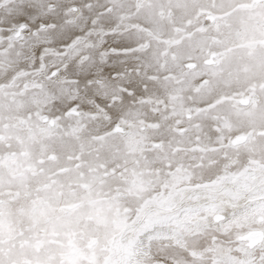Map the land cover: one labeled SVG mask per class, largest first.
Returning <instances> with one entry per match:
<instances>
[{"label":"bare ground","instance_id":"6f19581e","mask_svg":"<svg viewBox=\"0 0 264 264\" xmlns=\"http://www.w3.org/2000/svg\"><path fill=\"white\" fill-rule=\"evenodd\" d=\"M49 2L54 8L52 11L46 9ZM161 2L168 3L169 0ZM170 2L173 7L164 9L162 24L149 36L152 51L145 55L122 50L132 47L139 36L148 35L145 32L148 28L146 19L151 15V5L156 0H25V15L19 21L15 13L10 14L9 11L15 8L18 0H7L0 5V47L6 44L5 40L10 42L9 47L0 50V133L1 139L9 138L11 147L5 149L1 140L0 158L8 161L12 149L16 152L25 149V157L20 159L16 155L17 162L21 166L37 168L36 159L49 151L55 153L53 163L44 164V174L36 178L22 171L20 178L10 179L17 170L16 166L5 171L0 163V190H17L21 182L30 187L39 186L57 167L66 166L59 169L58 173L64 175L55 179L57 184L64 188L68 182L76 185L72 192L67 189L57 195L59 207L79 204L89 195L107 200L119 193L117 206L121 210L128 209L131 215L139 205L135 193L125 191L129 179L149 183L155 193L168 191L164 187L165 182L174 183L183 192L177 193L174 219L157 223L154 227V235L160 238L151 242V264H173L176 255L184 259L185 264H211L212 259L240 256L239 252L233 251L229 257L228 248L235 247L229 241L238 244L237 237L246 231H264V224L259 222V213L264 209L248 207L253 196H264L261 191L264 189V154L260 151V146H264V113L254 119L252 112L248 111L249 108H264V80L242 75L230 82L204 86L193 93L192 88L198 81L178 83L181 78L173 57L182 56L181 62L189 63L187 53L197 39L211 33L209 26L214 18L227 13L236 21L247 19L253 15L254 0ZM75 3H84V8L79 11ZM69 4V13L78 12L72 21H67L69 18L65 11ZM98 11L101 15L94 18ZM167 13L169 18H166ZM197 14H201L199 19ZM254 14L259 16L260 12ZM45 23L50 27L40 33L38 28ZM172 25L186 32L180 37V44L169 48L165 41L170 42ZM34 28L37 33L32 37L28 32ZM192 28L196 31L191 32ZM157 50L161 54L158 62L154 58ZM59 51L64 53L61 56L54 54ZM58 65H63L61 71L56 68ZM38 67L40 69L36 70ZM33 70L38 74V84L35 81V88L31 87L25 95L17 97L13 93L18 88L24 86L22 92H25L29 86L21 84L25 78L20 80L18 74ZM44 73L48 78L56 77L44 80ZM167 75L169 77L163 80L162 76ZM244 91L248 96L235 97ZM110 99L112 103L108 104ZM141 100L148 102L141 103ZM72 104L81 112H93V117L75 108L67 109L66 114L76 117H62L63 110ZM190 110L194 116L184 113ZM19 114L25 115V126L34 122L33 131L11 128L12 120ZM182 114H186V118L191 116L190 121L195 118L197 126L186 128L178 137L172 126L184 124ZM36 116L41 124L35 120ZM53 116L56 118H50ZM5 119L7 124L4 123L3 127ZM116 120L148 124L143 139L147 142L149 139L160 140L163 147L151 153L145 152L137 141L135 130L114 124ZM79 124L84 129H72ZM153 124L156 128L151 129ZM37 127L43 130L37 131ZM108 128L111 135L105 137L104 132ZM237 132H241L238 135L243 139L233 141L237 134L229 135ZM114 133L129 134V137L121 138ZM19 136L20 143L16 142ZM93 138L98 141L93 143ZM226 138V148H213L222 145ZM250 140L258 145L256 149H251ZM193 143L195 148L187 150ZM127 146L130 147L128 153L125 152ZM171 148L176 150L170 152ZM84 152L88 153L87 156H83ZM74 153H78L83 163L78 169H72L71 163L66 161L67 156ZM112 165L114 173L111 169L103 175L99 170L100 166L109 169ZM79 173H82V178H79ZM124 175L128 178L123 179ZM81 182H86L81 184L85 191L79 190L77 184ZM130 200L135 202L134 206L129 204ZM17 201L24 208L28 206L23 199ZM112 211L109 206V214ZM13 212L6 216L9 225L15 222ZM19 212L20 221L23 219L29 224L30 220L22 214V208ZM144 212L154 217L157 215L155 205L151 204L144 206ZM132 219H135L134 215L127 224H131ZM229 220L233 223L229 224ZM177 221L182 225L179 228ZM146 236H137L129 227L121 225L113 239L110 232L106 233L101 228L98 239L94 238L97 256L102 259L107 253L116 261L127 259L133 250L123 245L137 239L147 245ZM247 236L256 239L254 234ZM213 238L218 247L210 256L205 249ZM2 249L5 250L4 247ZM31 252L29 243L21 242L19 249L10 250L6 256L25 259Z\"/></svg>","mask_w":264,"mask_h":264},{"label":"snow or ice","instance_id":"6c2138e0","mask_svg":"<svg viewBox=\"0 0 264 264\" xmlns=\"http://www.w3.org/2000/svg\"><path fill=\"white\" fill-rule=\"evenodd\" d=\"M171 7L173 5L170 0L168 3L156 0V3L151 5V15L146 19L148 28L145 32L148 35L139 36L132 47L122 51L149 54L153 47L149 36L162 24L164 9ZM25 8V0H18L15 8L9 11L10 14L14 12L19 21V18L25 15ZM257 11L260 12L259 16L254 14ZM252 12L253 15L240 21L232 19L227 13L214 18L209 26L211 33L197 39L187 53L189 63H182V56H174L181 78L178 83L198 81L199 91L204 86L230 82L241 78L242 75L264 80V0H254ZM160 56L157 50L154 57L157 62ZM248 111L252 112L255 119L264 113V108H249ZM249 143L251 149L258 147L251 140ZM260 151L264 154V146H260ZM40 171H44L42 167ZM164 187L168 189L167 192L155 193L149 183L142 180L138 182L136 178L129 179L125 191L135 193L139 207L131 214L135 219L131 220V224H127L131 215L128 209L121 210L117 206L119 193L107 200L89 195L79 204H70L65 208L59 207L56 199L57 195L64 191V186L57 184L55 179L45 177L39 186L31 187L21 182L15 195L28 203V206L22 209V214L29 218L30 224L19 232V236L29 243L32 252L25 259H14L3 254L0 249V264H151V242L160 238L154 235V227L157 223L174 219L176 196L178 192H183V189H177L174 183L165 182ZM261 191L264 192V189ZM2 197L3 193L0 192V229L5 221V199ZM149 204L156 207L155 217L144 212V206ZM109 206L113 208L111 214ZM254 206L264 209V196H253L248 207L251 209ZM259 215V222L264 224V211ZM228 223L233 221L229 220ZM121 225L129 227L137 236L147 234V245L138 239L132 240L123 245L133 250L127 259L116 261L107 253L102 259L99 258L94 237L98 239L103 228L106 233L110 232L114 239ZM181 226L177 221V228ZM237 239L238 244L236 241H229L235 247H229L228 254L231 257V253L236 251L240 253L239 257L212 259L211 264H264V231H261L256 239H249L246 235H239ZM217 247V241L213 238L205 252L210 256L214 255ZM145 248L146 251L143 250ZM173 264H185V261L176 255L173 257Z\"/></svg>","mask_w":264,"mask_h":264},{"label":"rangeland","instance_id":"374dc122","mask_svg":"<svg viewBox=\"0 0 264 264\" xmlns=\"http://www.w3.org/2000/svg\"><path fill=\"white\" fill-rule=\"evenodd\" d=\"M50 3V2H49ZM5 4V2H4V0L3 1H1L0 2V5H4ZM76 5H77V7L79 8V11L80 10H82L83 8H84V3L82 4V3H75ZM48 6H51V7H48ZM48 6H47V10H49V11H52L54 8H52V4L50 3V4H48ZM69 6H70V4L69 5H67L66 6V8H65V11H66V14L68 15V18L69 19H67V21H72L71 19H74V17H76L75 16V14L76 13H78L77 11H70V13L68 12V9H69ZM70 10V9H69ZM100 11V10H99ZM98 11V12H99ZM97 12V14L96 15H94V18H96L97 17V15H101V13L99 12L98 13ZM207 12H209V11H207ZM198 15V14H197ZM196 15V16H197ZM200 16H201V14H200ZM199 15H198V17H197V19H199V17H200ZM93 18V19H94ZM166 18H169V13H167L166 14ZM26 21V20H25ZM194 21V20H193ZM188 22V26L190 25V22L189 21H187ZM93 22H90V24H92ZM206 23V22H205ZM209 24H211V23H209ZM11 24H9L7 27H9ZM42 26H44V27H42ZM50 26H48L47 25V23H45V24H42V25H40V28H38L39 29V31H40V33L41 32H43V31H46L48 28H49ZM171 31H172V33H173V35H172V37L171 38H169V40H170V42H168V41H165L166 42V44H165V46L167 45L169 48H172L173 46H175V45H177V44H180L181 42H182V39L180 38V37H182V36H185V34H183V32L185 33L186 31H183V29L181 30V28L180 29H176V26L175 25H172L171 27ZM42 29V30H41ZM5 30H6V28H5ZM33 31H30V32H28V34L30 35V36H34L37 32L35 31L36 29L34 28V29H32ZM193 31H196V29H194V28H192V31L191 32H193ZM212 31V30H211ZM6 38V37H5ZM7 39H8V36H7ZM21 40V39H20ZM6 41V44L5 45H3V46H1L0 47V50H2V49H5L6 47H9L8 45L10 44V42H9V39H8V42H7V40H5ZM14 41H17V40H14ZM172 41H176L177 43H175V44H173V43H171ZM9 43V44H8ZM86 49H87V47H86ZM52 53H54V52H52ZM64 52H58V53H54L55 55H57V56H61V54H63ZM44 55H45V53H44ZM47 55H51V54H46V56ZM169 55V54H168ZM167 55V56H168ZM45 56V57H46ZM38 58H40V57H38ZM189 62V61H188ZM62 66L63 65H58V66H56V68H58V69H60V71H61V69H62ZM40 69V67H38L36 70H39ZM35 70H33V71H24L23 73L21 72V73H19L18 74V76H17V78H20V80L24 77L25 78V80L21 83L22 85L24 84H29V86H26V91L25 92H22L23 90H22V87H24V86H22L21 88H18V90H17V92H14L13 94H17L18 96L17 97H22L23 95H25L26 93H27V91H29V90H31L32 88H35L36 86H34V83H35V81H36V83L38 84V80H37V75L38 74H36L35 72H34ZM22 74V75H21ZM58 75V74H57ZM43 79L44 80H48V79H51V78H55L56 76H53V77H50V78H48L47 76H46V73H44L43 74ZM169 77V75H167V76H162V79L163 80H165V78H168ZM46 78H48V79H46ZM35 79V80H34ZM30 80V81H29ZM31 80H33V82L31 81ZM150 80V79H149ZM4 82V81H3ZM28 82V83H27ZM31 83V84H30ZM198 84H199V82H197L196 84H195V87H193L192 88V92L193 93H195V92H197V86H198ZM10 85V82H8L7 83V86H9ZM21 86V85H20ZM1 87V86H0ZM32 87V88H31ZM123 90V89H122ZM18 92L20 93V94H18ZM121 93H126V95L128 94H130L129 92H127V91H122ZM246 94H248V92H243V94H239V95H237V96H235L236 98H239V97H241V96H248V95H246ZM142 102L141 103H147L148 101L147 100H141ZM158 101V100H157ZM160 101V100H159ZM114 102H117V100L116 101H113V103ZM110 103H112V100L110 99V101L108 102V104H110ZM161 106H162V103H159ZM237 104V103H236ZM238 105V104H237ZM239 106V105H238ZM202 107L203 106H201L200 108H199V110L200 109H202ZM239 107H242V106H239ZM69 108H75V109H77V110H79L80 112H81V110H80V108H76V105L75 104H72V105H70L69 107H67L66 109H64L63 110V113H62V117H64V118H66V117H68V116H72V117H76V116H73V115H67L66 114V110L67 109H69ZM83 113H84V115H87L88 117H93V112H84V111H82ZM81 112V113H82ZM185 112H187V113H191L193 116H194V112L192 111L191 112V110L190 111H184V113ZM197 112V111H196ZM197 113H199V112H197ZM83 115V116H84ZM186 114H182V121L184 122V124H181L179 127L177 126V125H173L172 126V130H173V132L178 136V137H180L181 135H182V133L183 132H185V130H186V128H194V127H196L197 126V121H195V118L192 120V121H190V118H191V116L189 117V118H186V116H185ZM195 115H196V113H195ZM40 116V115H39ZM17 118L16 119H14V120H12V123H11V128H13V129H18V130H20V131H33L32 130V127H34L35 128V124H34V122L32 123V125H27V126H25V122H26V120H25V115H23V114H19V115H17L16 116ZM34 117V116H33ZM35 118V117H34ZM50 118H56V116H53V117H50ZM38 123H40L41 124V122L38 120V116H36V119H35ZM7 120L5 119L3 122H2V126L4 127V125L5 124H7V122H6ZM5 123V124H4ZM18 123V125H16ZM190 123V126H188V124ZM13 124V125H12ZM43 124H46V123H43ZM114 124H123L126 128H128V130H132V129H134L135 130V132L138 134V137H137V141L142 145V148L141 149H143L145 152H147V153H151V152H153V151H158V150H160L162 147H163V143H161L160 142V140H151V139H149L150 141H145V139H143V133L148 129V128H146L147 126H148V124H143V123H138V122H133V123H131L130 121L129 122H125V123H123L122 121H120V120H116L115 122H114ZM14 125H16V126H14ZM196 125V126H195ZM23 126H25V127H23ZM46 126V125H45ZM18 127V128H17ZM143 127H144V129H143ZM24 128V129H23ZM55 128V127H54ZM54 128H50V129H54ZM110 128V127H109ZM107 129L104 133H105V137H110L109 135H111V133H110V129ZM153 128H156V124L154 125H152V128L151 129H153ZM5 129V128H4ZM29 129H31V130H29ZM37 129V131H41V130H43L42 129V127H37L36 128ZM49 129V130H50ZM58 129V128H57ZM72 129H84V126H82L81 124H79V125H77V126H74ZM262 129H264V128H262ZM48 130V131H49ZM179 130H180V132H179ZM248 130H250V129H248ZM256 130H259V129H256ZM55 131L56 130H54V133H55ZM238 133H241V132H237V133H233V134H231V135H229V136H233V135H235V134H237L238 135ZM114 134H116V135H119V137H121V138H127V137H129V134H119V133H114ZM1 133H0V142H1V140H3V139H1ZM236 135V136H237ZM97 138V137H96ZM96 138H93V143H96L98 140L96 139ZM8 139V140H7ZM20 139H21V136H19L18 138H17V140H16V142H18V143H20L19 141H20ZM33 139H35V138H33ZM144 141H143V140ZM230 139V138H229ZM228 139V140H229ZM9 142H10V140H9V138H6V139H4L3 140V147L5 148V149H9V148H11L10 146H9ZM154 142V143H153ZM160 143V147H159V144L158 143ZM227 138H226V140L224 141V143L222 144V145H219V147L218 146H216V148L215 147H213L214 149H224V148H226V146H227ZM154 144V145H153ZM194 145V146H193ZM195 148V143H193L190 147H188L187 148V150H191V149H194ZM212 148V149H213ZM129 149H130V147L129 146H127L126 147V150H125V152L126 153H128V151H129ZM175 149V148H174ZM174 149H170V152H174L175 150ZM12 152V153H11ZM21 152V153H20ZM26 151H25V149H21L20 151H18V152H16V150H11L10 152H9V154H8V157H9V159H8V161H2V159L0 158V163L2 164H0L2 167H3V169L5 170V171H7L10 167H15L16 166V171L14 172V173H12L11 175H10V179H18V178H20L21 176H22V171H23V173L24 172H26V174L27 175H29L30 177H32V178H36V177H41V175H43L44 174V171L43 172H41L40 171V168L42 167L43 168V165L44 164H47V163H53V157H55V153L53 152V151H49V152H47V154L45 155V156H41V157H39L38 159H36V163H37V168H32L30 165H28V166H21V165H19V163L17 162V159H16V155H18V157L21 159V158H23V157H25V155H26V153H25ZM25 153V154H24ZM10 154H12V155H10ZM87 154L88 153H86V152H84L83 153V156H87ZM10 155V156H9ZM13 156V157H12ZM48 156H50L49 158H48ZM68 158H66V161L67 162H69V163H71V165H72V169H78V168H80L81 166V164L83 165V163H81V160H80V158H79V155H78V153H74L73 155H68L67 156ZM75 157V158H74ZM47 158V159H46ZM81 163V164H80ZM4 164V165H3ZM7 166V167H6ZM64 168V167H66V166H61V167H57L53 172H51V173H49L46 177H51V178H53V179H56L57 177L59 178V177H62L64 174L63 173H58V171H59V169L60 168ZM102 167V168H101ZM6 168H7V170H6ZM23 169V170H22ZM111 169H112V171H111ZM99 170L101 171V172H103V175H105V173L106 172H112V173H114V170H113V165H112V167H110L109 169H106L105 167H103V166H100V168H99ZM166 172H168V171H166ZM33 173H35V174H33ZM53 174V176H51ZM79 175V178H82V173H79L78 174ZM102 175V177H104ZM13 176V177H12ZM123 177V179H126V178H128L126 175H124V176H122ZM42 182V181H41ZM41 182H40V184H41ZM83 183H86V182H81V183H78L77 185L79 186V190H81V191H85V189L83 188V186H81V184H83ZM76 185V183H70V182H68L67 184H66V188H64V191H67V189H68V191L69 192H72L74 189H75V186ZM3 191H5V190H0V192H2L3 193V199H5V208H4V214H5V221H4V225H3V228H4V230H3V228L2 229H0V249H2L3 247L5 248V250H3L2 249V253L3 254H5V255H7L8 254V252H10V250H16V249H19V247H20V244H21V242H25V244H28V242L27 241H25V240H23L20 236H19V232L23 229V226H25V227H27V225H29L28 224V221H25V220H21L20 221V219L18 218V213L20 214V210H21V208L23 209L24 208V206L20 203V202H18L17 200L18 199H22V198H19V197H16V195H15V193H16V191L17 190H14V191H10V192H12V193H10V192H3ZM5 193V194H4ZM8 193V194H7ZM60 194V193H59ZM8 196V197H7ZM9 200V201H8ZM16 201V202H15ZM12 203H14V204H12ZM20 208V209H19ZM10 210V211H9ZM14 211V212H13ZM10 212H13V213H15V214H12L13 216H14V218H15V222H14V224L13 225H9L8 223H7V221H6V216L10 213ZM17 212V213H16ZM18 218V219H17ZM25 221V222H24ZM6 222V223H5ZM24 223V224H23ZM5 226V227H4ZM19 229V230H18ZM18 230V231H17ZM2 232H5L6 234H8L9 236H3L2 234ZM2 233V234H1ZM95 238V237H94ZM23 240V241H22Z\"/></svg>","mask_w":264,"mask_h":264},{"label":"water","instance_id":"95a60500","mask_svg":"<svg viewBox=\"0 0 264 264\" xmlns=\"http://www.w3.org/2000/svg\"><path fill=\"white\" fill-rule=\"evenodd\" d=\"M242 102L244 103L245 101L244 100H242ZM243 138H242V136L241 135H237V136H235L232 140L233 141H238V140H242ZM259 233H260V231L259 230H257V229H253V230H248V231H246L245 233H243L242 235H250V234H254L255 235V237L257 238L258 236H259Z\"/></svg>","mask_w":264,"mask_h":264},{"label":"clouds","instance_id":"9594fccd","mask_svg":"<svg viewBox=\"0 0 264 264\" xmlns=\"http://www.w3.org/2000/svg\"><path fill=\"white\" fill-rule=\"evenodd\" d=\"M156 46H157V47H160L159 44H157ZM134 203H135L134 201H131V200L129 201V204L132 205V206H134Z\"/></svg>","mask_w":264,"mask_h":264},{"label":"flooded vegetation","instance_id":"af4514ba","mask_svg":"<svg viewBox=\"0 0 264 264\" xmlns=\"http://www.w3.org/2000/svg\"><path fill=\"white\" fill-rule=\"evenodd\" d=\"M72 6H73V5H72ZM72 6H71V7H72ZM74 6H75V5H74Z\"/></svg>","mask_w":264,"mask_h":264}]
</instances>
